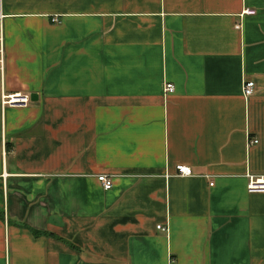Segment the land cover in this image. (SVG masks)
Instances as JSON below:
<instances>
[{
    "label": "crops",
    "instance_id": "crops-1",
    "mask_svg": "<svg viewBox=\"0 0 264 264\" xmlns=\"http://www.w3.org/2000/svg\"><path fill=\"white\" fill-rule=\"evenodd\" d=\"M0 33L30 97L0 106V264H264V0H0Z\"/></svg>",
    "mask_w": 264,
    "mask_h": 264
},
{
    "label": "built area",
    "instance_id": "built-area-1",
    "mask_svg": "<svg viewBox=\"0 0 264 264\" xmlns=\"http://www.w3.org/2000/svg\"><path fill=\"white\" fill-rule=\"evenodd\" d=\"M246 13H253V10H245ZM51 21H56L55 18H51ZM3 62V48H2V36L0 33V69L2 68ZM173 90V86L170 83H165L163 87V92L169 93ZM241 91L243 96H248L253 91V82L249 80H245L242 82ZM30 97L27 93L15 92V93H1L0 94V106L3 108L4 106L9 107H25L29 103ZM251 142H256V140H252ZM175 175L179 176H188L190 175L189 167L176 164L174 166ZM96 179L100 183L103 190H107L111 187L112 181L111 176L105 174H99L96 176ZM247 190L248 191H264V177L252 178L248 177L247 182ZM156 228H160V225H157Z\"/></svg>",
    "mask_w": 264,
    "mask_h": 264
},
{
    "label": "trees",
    "instance_id": "trees-1",
    "mask_svg": "<svg viewBox=\"0 0 264 264\" xmlns=\"http://www.w3.org/2000/svg\"><path fill=\"white\" fill-rule=\"evenodd\" d=\"M33 233H34V234H37V232H36V231H33Z\"/></svg>",
    "mask_w": 264,
    "mask_h": 264
},
{
    "label": "water",
    "instance_id": "water-1",
    "mask_svg": "<svg viewBox=\"0 0 264 264\" xmlns=\"http://www.w3.org/2000/svg\"><path fill=\"white\" fill-rule=\"evenodd\" d=\"M31 97H32V95H31Z\"/></svg>",
    "mask_w": 264,
    "mask_h": 264
}]
</instances>
